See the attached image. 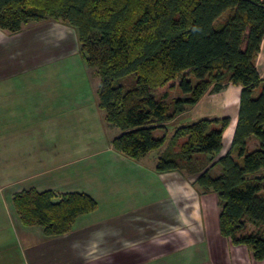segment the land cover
<instances>
[{
  "label": "trees",
  "instance_id": "1",
  "mask_svg": "<svg viewBox=\"0 0 264 264\" xmlns=\"http://www.w3.org/2000/svg\"><path fill=\"white\" fill-rule=\"evenodd\" d=\"M46 20L76 31L81 58L98 77V108L119 130L112 148L131 160L160 151L155 171H184L216 193L220 235L263 260L264 79L254 60L264 34V0H0V30L18 33ZM226 83L241 90L225 153L227 116L167 131L210 87L217 91ZM175 87L183 98L169 104ZM251 138L258 145L249 150ZM54 198L50 190L29 188L15 193L12 205L23 226L40 227L46 237L68 233L77 217L97 206L83 192Z\"/></svg>",
  "mask_w": 264,
  "mask_h": 264
},
{
  "label": "crops",
  "instance_id": "2",
  "mask_svg": "<svg viewBox=\"0 0 264 264\" xmlns=\"http://www.w3.org/2000/svg\"><path fill=\"white\" fill-rule=\"evenodd\" d=\"M14 34L16 33L0 30V55L4 56V58H0V83H10L13 78L26 74L30 69L47 66V64L30 63L29 58L21 59L17 54L14 59L12 54L5 56L6 51L16 45L12 37ZM254 63L259 77L264 79V34ZM240 90L239 85L230 83L223 84L217 91L210 87L194 106L183 112L186 124L201 118L229 117V124L222 135L223 148L224 146L226 148L224 151L222 148L221 153L228 150L232 140ZM20 96L21 94L0 92V109L2 110L0 115L4 117L0 120V264H88L91 257L87 250L94 246L92 245L93 238L100 237V243L101 239H105V244H107L111 241L110 238L107 239L111 233L116 235V239L120 237L117 242L124 239L131 243V247H127V249L113 250L116 251L113 264H143L162 258L168 259L173 255L183 259V264H264V259L253 260L251 252L245 246H234L229 239L220 235L218 216L215 212L213 218L211 217L212 221L209 220V209L204 207L203 198L212 193L211 191L202 192L199 188L196 191L195 187H189L187 183H183L184 186L176 187L172 182H178V180L171 178L173 172L158 174L155 171L156 159L160 151H153L155 155H152L151 159L149 158L150 152L134 161L138 164V170L147 169L141 164V161L147 160L148 165L152 163V175L156 176L160 182L164 194L163 199L160 198L158 202L155 201V203L132 209L115 218L104 220V222L101 221L99 226H96V228L99 227V230H95L93 233L94 235L98 232V235L93 236L91 234L93 231L91 232L89 226L74 230L75 223L80 217L87 214L77 217L68 233L56 237L44 236L40 227L23 226L20 220H17L19 216L12 205V197L15 193L29 188H34L38 192L50 190L55 195L54 200H57L61 194L70 191L57 193L54 185L41 179L45 174H52L61 168L58 166V153H54V148L59 150L57 136L60 125L56 115L61 113L58 111L57 105L49 104L50 110L32 108L29 111V101L36 97L29 94L22 95V98H19ZM43 97L38 96V99ZM36 112L38 115L48 117L43 118L46 124H42L40 120L38 123L32 124V129L38 127L43 133L41 140L38 141V146L34 144L36 142L33 137L23 134L30 132L29 125L23 116ZM14 116L19 117V121L15 123L17 137L5 139V133L10 132V126H6L8 124L7 117L14 120ZM257 145L258 141L253 138L247 141L249 150ZM42 149H46L49 153L41 152ZM109 152H112V155L106 158L108 163L112 164L114 159H122L112 146L109 148ZM30 165L36 168L23 173L25 166L29 169ZM37 165H39L38 168ZM180 179L185 180L182 177ZM132 214H135L134 217L138 218L137 220L140 217L147 223L157 220V224L147 225L144 222L145 225L129 226V222H127L129 220L124 217ZM214 216H217L216 220H214ZM87 228L89 230L86 231ZM21 235L29 240L28 244H23ZM89 238L92 241L91 245L85 243V241H89ZM107 245L101 247L100 256H107L109 251ZM127 259L130 262L125 263L124 260Z\"/></svg>",
  "mask_w": 264,
  "mask_h": 264
},
{
  "label": "rangeland",
  "instance_id": "3",
  "mask_svg": "<svg viewBox=\"0 0 264 264\" xmlns=\"http://www.w3.org/2000/svg\"><path fill=\"white\" fill-rule=\"evenodd\" d=\"M12 37L16 45L11 46L10 50L6 51L5 56L12 54L14 59L15 54H17L21 59L27 60L29 58L30 63L47 64V66L30 69L26 74L13 78L10 83H0V92L21 94L19 98H22V95L25 94L35 96L36 99L29 101V111L32 108L50 110L49 104L54 103L61 113L56 115L60 125L57 136L59 150L54 148V153H58V166H61V168L52 174H45L41 179L54 185L57 193L65 191L86 193L94 199L97 205L94 211L80 217L78 222L75 223L74 230L89 226L91 232L93 231L91 233L93 235L95 230H99V227L96 228V226H99L101 221L104 222V220L115 218L132 209L155 203V201L158 202L160 198L163 199L164 194L160 182L156 176L152 175V163L148 165L147 160L141 161V164L146 166L148 170L146 168L138 170V164L134 160L116 152L114 153L122 159H114L112 164L106 161V158L112 155L109 148H111L113 137L119 133V130L106 123L103 111L98 108L96 96L98 77L81 58L76 31L65 23L46 20L23 27ZM0 58H4L3 54L0 55ZM38 96L44 97L38 99ZM178 97L183 98V94L175 87L169 92L166 102L170 104L174 98ZM0 113H2L1 109ZM1 118L4 119L0 115V120ZM43 118L48 117L38 115V112L23 116V119L29 125L30 131L23 134L33 137L36 142L35 145L41 140L43 133L38 127L32 129V124L34 122L38 123V120L42 124H46ZM7 119L8 124L6 126H10V132L5 133V139L7 137L14 139V136L17 137L18 133L15 131L17 129L15 123L19 121V117L14 116V120L12 118L10 120L8 117ZM185 122L187 121L183 118L182 112L169 122L167 131L171 133L176 127L186 124ZM161 135H163L161 130L154 133L156 137ZM225 148L224 146L222 151ZM42 151L49 153L46 149H42ZM149 155L151 159L155 152H151ZM43 166L46 167L47 165ZM35 168L33 165H30L29 169L25 166L23 173L32 171ZM215 172L213 170V173ZM171 176L176 181L178 180V182H172L176 187L178 185L184 186L187 183L189 187H195L196 191H198V188L202 192L207 191L195 184V178L184 171L180 173L173 172ZM180 177L185 180L182 181ZM203 204L204 207L209 209L208 218L212 221L211 217L213 218L214 212L218 216L220 210L216 193L212 192L206 195L203 198ZM211 212H213L212 215ZM134 215L124 217L129 220L127 221L129 226L145 225L144 222L147 223L141 217L137 220L138 218ZM217 216H214V220ZM17 220L19 221V219ZM155 223L157 224V220L154 222L148 221L147 225H155ZM89 229L87 228L86 231ZM96 235H98V232L93 236ZM109 235L111 236H108L107 239L110 238L111 241H108V245L105 244V239H101L100 243V237L93 238L92 245L94 246L87 250L89 257H91L88 264H113L117 250L131 247L130 242H126L124 239L117 242L120 237L116 239L115 234L111 233ZM21 240L24 245L29 242L23 235H21ZM92 241L89 238V241H85V243L91 245ZM105 245L108 246L109 251L107 256L102 257L99 254L101 253V247ZM114 249L116 251H113ZM124 261L125 263L130 262L128 259ZM183 263V259L173 255L168 259L162 258L143 264Z\"/></svg>",
  "mask_w": 264,
  "mask_h": 264
}]
</instances>
